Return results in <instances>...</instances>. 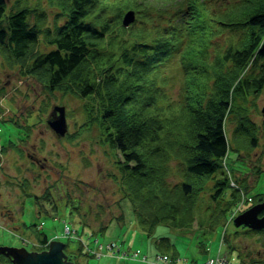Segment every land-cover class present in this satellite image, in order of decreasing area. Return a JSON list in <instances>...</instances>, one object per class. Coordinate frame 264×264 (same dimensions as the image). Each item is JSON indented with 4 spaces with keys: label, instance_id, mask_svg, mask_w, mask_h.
Masks as SVG:
<instances>
[{
    "label": "trees",
    "instance_id": "16d2710c",
    "mask_svg": "<svg viewBox=\"0 0 264 264\" xmlns=\"http://www.w3.org/2000/svg\"><path fill=\"white\" fill-rule=\"evenodd\" d=\"M31 1L16 0L10 8L8 0H0V55L8 68L16 67L20 76H32L49 90L103 95V108L93 120L115 157L120 174L115 179L140 230L149 235L160 224L190 229L192 206L211 180L215 211L201 225L209 230L221 225V215L240 195L224 172L220 178L216 172L224 168L229 148L251 149L259 138L256 126L240 121L232 146L224 121L230 101L234 106L240 95L264 90V0H47L57 11L53 25L43 0L34 6ZM128 10L136 18L125 27ZM227 32L231 36L223 46L217 39ZM41 41L50 49L42 50ZM102 57L111 58L103 86L87 74ZM25 128L30 132V126ZM6 150L1 147V153ZM173 174L179 176L176 183L169 180ZM27 195L49 206L53 201L50 188L43 195ZM76 229L81 235L86 225ZM36 232L46 245L48 235ZM75 254L67 253L68 260ZM257 262L250 258L244 264Z\"/></svg>",
    "mask_w": 264,
    "mask_h": 264
},
{
    "label": "rangeland",
    "instance_id": "374dc122",
    "mask_svg": "<svg viewBox=\"0 0 264 264\" xmlns=\"http://www.w3.org/2000/svg\"><path fill=\"white\" fill-rule=\"evenodd\" d=\"M15 1L8 0L10 8H14ZM46 1H42V6L47 10L50 25H53L57 11L51 9ZM37 2L32 0L31 5ZM64 20L58 19L60 23ZM226 34L217 39L220 43L224 41L223 46L227 45L225 37L231 36L229 32ZM105 47L109 48L107 45ZM40 48L50 49L42 41ZM106 59L102 57L100 61L92 63V68L87 71L89 81L96 80L103 86L109 75L105 67L111 61V58ZM244 74L245 71L242 76ZM82 77L87 79L85 70ZM174 95H177L176 89ZM102 103L103 95L100 92L82 96L77 89L67 92L59 88L49 90L32 76H20L16 67L8 68L0 55V147L7 149L1 153L0 166V246L32 250V240L38 239V228L50 239L68 242L67 253L74 251L78 255L73 259L74 264H206L209 259L219 257L227 259L226 264H244L250 258H262V232L235 233L234 222L225 225L227 215H221L225 219L215 229L209 230L206 225H201L212 220L211 215L215 211V199L210 198L215 180L208 182L198 201L194 202V219L190 229L160 224L149 235L140 230L131 202L124 198L115 179L120 177L115 157L110 147L102 143L98 122L93 120L97 110L103 108ZM263 105L264 90L245 98L240 95L235 98L234 106L230 101L225 129L230 145L235 146L230 137L236 122L245 113L252 121L264 123ZM55 106L64 107L68 133L74 139L57 136L47 124ZM25 125L30 126V132H27ZM261 134L263 153L259 158L252 153L253 150L251 156H248L250 150L244 148L242 152L241 148L236 152L232 150L224 160V168L216 172L218 178L224 172L230 185L231 181H235L243 189H248V194L239 192L234 207L240 206V202L246 205L243 194L264 193V173L254 179L252 188V168L255 163H260L264 168V130ZM10 142L18 145L23 155ZM238 145H241V141ZM33 156L39 163H33ZM170 166L175 171L176 160ZM169 180L176 183L179 176L173 174ZM24 181L28 182V187L22 185ZM48 188L53 195L50 206L39 203L35 196L27 195H43ZM67 201H71V204ZM55 203L59 204L58 211L54 210ZM66 221L75 229L85 224L86 229L81 235L77 231V235L69 240L64 234ZM102 226H108L105 233L99 231ZM27 240L30 241L26 243ZM159 240L164 244L160 246ZM162 253L169 256L172 262L165 263L159 259L158 255ZM144 256H147L146 260ZM0 264H9L2 254Z\"/></svg>",
    "mask_w": 264,
    "mask_h": 264
},
{
    "label": "water",
    "instance_id": "95a60500",
    "mask_svg": "<svg viewBox=\"0 0 264 264\" xmlns=\"http://www.w3.org/2000/svg\"><path fill=\"white\" fill-rule=\"evenodd\" d=\"M135 14L128 11L124 17V25L129 26L134 21ZM264 49V43L262 45ZM264 112V109H263ZM49 125L59 135L65 136L68 131V125L63 106H55L52 118L48 120ZM1 163V155H0ZM260 206H254L246 212L237 216L234 220L235 226H248L253 229L264 228V217L259 218L257 213ZM65 243L61 241H52L47 250L41 252H30L25 247H7L0 246V253L11 258L13 264H73L68 262L64 251Z\"/></svg>",
    "mask_w": 264,
    "mask_h": 264
},
{
    "label": "flooded vegetation",
    "instance_id": "af4514ba",
    "mask_svg": "<svg viewBox=\"0 0 264 264\" xmlns=\"http://www.w3.org/2000/svg\"><path fill=\"white\" fill-rule=\"evenodd\" d=\"M254 124L256 126H258V127H261V124L256 123V121L254 122ZM259 130L262 131L264 129L259 128ZM262 137H263V134H260V137L258 138L257 142H254V145L252 146V148L251 149H247V150H250V155H248V156H251V154L254 152L255 156L257 154V157L259 158L260 155L263 153V149L261 147V142H260ZM243 150H246V149H243ZM251 150H253L252 153H251ZM243 154L245 155L244 157H247V154H245V153H243ZM34 161L36 163H39V160L37 158H35V157H34ZM262 163H263V161H262ZM244 164L246 165L245 162H244ZM252 170H253L252 171L253 172L252 188H253L254 179H256L260 173H264V168L262 167V165L260 163H255V165L252 168ZM249 191H251V189H249ZM256 205L260 206L259 211L257 213V216L260 217V218L264 217V193H258V194H255V195H250L249 194L248 198H247V201H246V205H244L243 209L246 210V209H249L250 207L256 206ZM236 229H237L236 230L237 233H240L241 231H242L241 233H243L244 231H249L250 230L249 228L243 227V226H241L239 228H236ZM258 231L262 232L264 234V229L258 230ZM31 251H33V250H31ZM254 259H256L258 261L257 264H264V254H263L262 258H254ZM9 260L11 261L10 257H9ZM11 264H12V261H11Z\"/></svg>",
    "mask_w": 264,
    "mask_h": 264
},
{
    "label": "built area",
    "instance_id": "2783aa9c",
    "mask_svg": "<svg viewBox=\"0 0 264 264\" xmlns=\"http://www.w3.org/2000/svg\"><path fill=\"white\" fill-rule=\"evenodd\" d=\"M66 231H69V229L67 228ZM223 263H224L223 259H217V260L211 259L208 262V264H223Z\"/></svg>",
    "mask_w": 264,
    "mask_h": 264
}]
</instances>
